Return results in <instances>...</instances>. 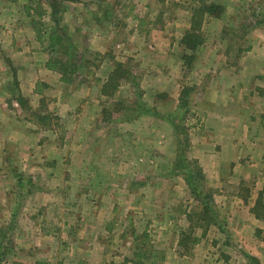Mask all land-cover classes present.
<instances>
[{
	"label": "rangeland",
	"instance_id": "rangeland-1",
	"mask_svg": "<svg viewBox=\"0 0 264 264\" xmlns=\"http://www.w3.org/2000/svg\"><path fill=\"white\" fill-rule=\"evenodd\" d=\"M0 235V264H264V0H0Z\"/></svg>",
	"mask_w": 264,
	"mask_h": 264
},
{
	"label": "trees",
	"instance_id": "trees-1",
	"mask_svg": "<svg viewBox=\"0 0 264 264\" xmlns=\"http://www.w3.org/2000/svg\"><path fill=\"white\" fill-rule=\"evenodd\" d=\"M51 6L55 8L54 9L55 11H53V13H56L57 12L56 6L53 5V3ZM216 7H218V6H216V4H213V3H209V5H204L203 6L204 12L203 11L201 12V16H200V9L201 8L199 10H194V8H192V20L193 21H192L191 29L189 31H186V33L183 35L182 39L180 40V46L181 45L184 46L183 51L189 52V53L187 52L186 55H184V58L187 60L188 64H190L191 58L194 56V53L197 51L198 47L202 44V43H200L199 34L195 31L196 27L200 24V21L202 20V16L203 17L205 16V15H203L205 12H208L207 14H210V15H215V10L217 9ZM108 11H109V9H107V12ZM107 12L105 11L106 14H107ZM54 32H55V30H54ZM52 33H53V31H52ZM51 38H54V37L51 36ZM57 40L61 46L62 39L60 38V36H58ZM54 46H56V45H54ZM53 51H57L59 53L58 49H54ZM78 51L76 52L77 56L75 57V60H77V57H79ZM67 66L68 67H67L66 71H64V74H66V73L71 74V73L77 72L78 69L81 68L82 64L80 61H75L74 63H69V61H68ZM71 70H72V72H71ZM121 70H123V69H121ZM122 72H123L124 78H128V76L132 74L131 72L124 71V70ZM132 85L134 86L133 88L137 87V84H132ZM193 91H194V88H189V87H186L181 91V93L179 95V109L180 110L188 106V104L190 103ZM122 107H125V105H123ZM137 107L140 109L142 108L140 105ZM128 110L129 109H126V111H128ZM182 123H183V121H182ZM180 127L183 128V125L182 126L180 125L179 128ZM182 145H183L182 148H179V149H180L181 154H183V153L185 154V152L188 150V143L186 142V139H184V144L182 143ZM185 163L187 164L186 168H188L189 171L191 172L190 175H185V178H186L185 180H186L187 186L190 190V193L192 195V198L194 200L198 201L204 207L203 210H204L205 214H211L212 215L213 214L212 206L214 205L213 195H211V193L209 192L210 189H208L206 192L200 191L201 190L200 188H204L203 183H205L202 170L200 169V167L198 165L193 164V162H190V161L188 162L187 159L185 160ZM19 184H21V186H22V180L21 179H19ZM23 188H24V185H23ZM3 239H4V237H2L0 235V247L2 245ZM144 255H147V253ZM147 257L149 258V255L148 256H141L140 253H136L135 257L130 261V263L131 264H142V258H147ZM245 257L250 262H252V263L255 262V258H253L249 255H246V254H245ZM37 264H46V263L38 262Z\"/></svg>",
	"mask_w": 264,
	"mask_h": 264
},
{
	"label": "crops",
	"instance_id": "crops-1",
	"mask_svg": "<svg viewBox=\"0 0 264 264\" xmlns=\"http://www.w3.org/2000/svg\"><path fill=\"white\" fill-rule=\"evenodd\" d=\"M257 258H260V255H257Z\"/></svg>",
	"mask_w": 264,
	"mask_h": 264
}]
</instances>
